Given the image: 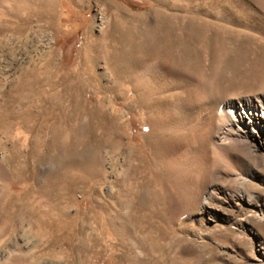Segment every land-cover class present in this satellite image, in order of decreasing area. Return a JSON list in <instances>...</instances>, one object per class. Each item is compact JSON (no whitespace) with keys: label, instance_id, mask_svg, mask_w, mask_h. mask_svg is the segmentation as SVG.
<instances>
[{"label":"rangeland","instance_id":"1","mask_svg":"<svg viewBox=\"0 0 264 264\" xmlns=\"http://www.w3.org/2000/svg\"><path fill=\"white\" fill-rule=\"evenodd\" d=\"M96 36L112 41L118 54L110 67L102 53L89 61L95 51L87 47ZM160 57L197 76L193 94L137 76L140 63ZM49 61L58 80L50 93L63 95L68 75L86 85L78 91L85 110L69 123L58 125L57 112L44 124L36 118L34 92L9 99L25 71L40 72ZM208 81L224 99L264 91V0H0V115L10 114L12 126L10 134L0 128V264H146L135 258V244L140 249L139 241L160 227L140 223L135 230V191L117 194L114 187L135 185V143L150 145L157 136L159 166L176 163L186 174L203 176L198 153L175 162L167 153L201 124L148 134L165 103L188 101ZM61 102L70 101L64 96ZM103 131L111 140L120 132L119 143H99ZM239 148L232 145L231 157L215 164L216 180L240 185L263 203L264 147ZM183 194L166 197L167 212L182 205L181 222L170 225L174 240L165 244L172 249L166 264H264V203L262 211L248 209L243 217L215 205L221 216L235 214L237 229L213 219L200 227L184 219L195 212L194 191L186 187ZM158 204L150 191L143 205ZM44 214L48 225L41 222ZM50 237H56L52 244Z\"/></svg>","mask_w":264,"mask_h":264},{"label":"bare ground","instance_id":"2","mask_svg":"<svg viewBox=\"0 0 264 264\" xmlns=\"http://www.w3.org/2000/svg\"><path fill=\"white\" fill-rule=\"evenodd\" d=\"M102 37H93L91 43L87 47L88 49L92 48V50L95 51V54L90 56L89 61L94 62L102 53V58L110 67V64H113L118 60V54L115 52V48H113L112 41L105 43L102 40L104 37ZM109 49L112 50L111 53L108 52ZM50 67L51 62L49 61L41 67L42 71L40 72H37L36 70L25 71L22 80L15 86L13 94L12 96H9V99L12 101L18 99L22 100L24 97L34 92V94L38 96V104L40 108V115L35 116L36 118L41 117L43 120L42 123L44 124L49 119H52L54 112H57L56 122H58V125L65 122L69 123L74 120L73 115L74 117L75 115L77 116L78 111L82 107L83 110H85V106L83 105V101L81 100L78 91L81 88L83 90L86 85H79V83H82L80 77L68 75L64 78L66 84L63 89V95L61 93H50L58 83L55 76L49 72ZM137 76L142 79L148 77L149 80L153 81L160 88H164L168 91H184L185 89V93L188 92L186 88H190L191 90V86H195L193 83L196 81L195 78H197V76L195 77V75H190L185 72L182 67L172 66L168 61L163 60L161 57L155 58L149 63H140L137 70ZM26 78H30V81L26 82ZM71 79L74 83H70ZM197 82L201 83L200 79ZM197 82L196 84L198 86ZM90 84V82L87 83V85ZM200 85L201 84H199V88H201L198 89L199 94L195 93L196 96H190L189 100L188 98L186 99L188 101L181 102L180 100H171L165 103L164 111L156 118L153 124L149 126L150 133L148 136H154L158 129L168 126L174 128L184 122L188 125L199 124L200 126L201 124V130L193 131L191 136L184 141L177 142L170 146L167 149V153L173 157L174 162L184 161L190 155L198 153L202 157L206 166V171L203 176L186 174L184 171L185 169L181 168V165V167L178 165L175 166L176 163L173 165L170 162L172 165L169 164L170 166L167 170H164V168L159 166L157 136L156 141L150 145L147 142L140 144L135 143V185H126L125 187L115 185L114 187L117 194L121 191H126V193L135 191V230L140 228V223L146 225V227H149L150 229L160 227L156 233L152 234L153 236L151 235L152 237H150L152 230L147 233L148 238L146 237V240L148 239V242H144L143 240L145 239L139 241L140 249L135 244V258L146 264H164L172 251V249H168V246L166 247L165 244L167 242L173 244L174 236L170 231V225L173 222H176L178 225V221L181 219L182 205H177L178 209L175 211L167 212L169 207L166 210V197L170 194L184 196L183 193L186 187H189V189L191 188L194 191L195 196L192 205L195 208V212L186 215L184 219L189 220V222H195L200 227H204L209 219H213L222 222L224 221L231 227L237 229L238 222H236V216L239 217V215H241L243 217L247 215L248 209L255 211V208H259V211H262L264 202L262 203L261 197L258 194L247 191L242 188V186L239 187L240 185H237L238 187L235 188L236 186L232 187L228 184L226 185L218 182L217 180L220 179L216 180V178H218L219 175L217 174L220 172L218 170L216 171L214 166L220 159L222 160L224 158L223 156H225L224 159H226V156H230L232 145H237L243 149L247 147L251 148L253 146H258V148L264 147V91L262 90L261 92L259 91L248 95L245 94L244 96L235 99H224L221 91L215 86V83L208 81L205 85ZM118 91V86L112 90V92ZM191 94H193L192 90ZM64 96L66 97V100L70 101L69 105L67 104L68 106H64L61 102ZM115 96L111 97L115 98ZM111 100L112 99L110 98V101ZM9 118H11V115L8 113L0 115V128L7 134H10L12 130ZM23 124L27 125L26 123ZM42 127L43 126L41 125V130ZM116 127L118 130L117 124ZM37 133H39L38 129ZM108 134L109 132L106 131L99 133L98 142L106 144L112 142L113 144H117L119 143L118 140L120 137H122L120 132H116L113 140H111L112 136H108ZM159 135L163 136V132L159 133ZM51 142V144H53L55 142L54 139H51ZM0 158L2 159L3 157L0 156ZM150 191L156 193L159 198V204L154 207H145L143 202ZM138 201L141 206H143L141 210L136 205ZM215 205L223 209L229 207L231 208V213H237V215L234 216V214V217L221 216L215 208ZM248 215L250 214L248 213ZM242 217L238 218V220L240 219L239 222ZM45 218H47V216L44 214L43 220L41 221L44 225L47 224ZM47 219L49 220V218ZM259 219L263 220V218ZM140 234L139 236H141ZM197 235L198 240H201L203 236L200 233L198 234V232ZM50 238L51 244L56 241V237ZM184 239L185 238L182 239V243H185ZM81 246V253H86L85 244L82 243ZM185 248H188V244L184 248L182 246V249ZM157 254L162 258L161 260L156 258ZM262 257H264V253H262Z\"/></svg>","mask_w":264,"mask_h":264}]
</instances>
